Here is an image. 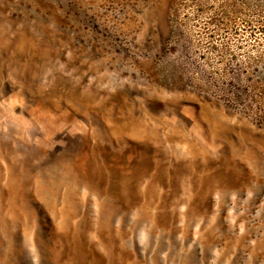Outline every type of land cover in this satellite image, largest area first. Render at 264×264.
<instances>
[{
	"label": "rangeland",
	"instance_id": "1",
	"mask_svg": "<svg viewBox=\"0 0 264 264\" xmlns=\"http://www.w3.org/2000/svg\"><path fill=\"white\" fill-rule=\"evenodd\" d=\"M0 264H264V0H0Z\"/></svg>",
	"mask_w": 264,
	"mask_h": 264
}]
</instances>
